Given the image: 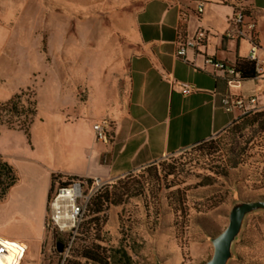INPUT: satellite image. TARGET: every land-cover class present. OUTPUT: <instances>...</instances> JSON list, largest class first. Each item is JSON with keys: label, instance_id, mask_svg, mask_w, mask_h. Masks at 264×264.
<instances>
[{"label": "crops", "instance_id": "1", "mask_svg": "<svg viewBox=\"0 0 264 264\" xmlns=\"http://www.w3.org/2000/svg\"><path fill=\"white\" fill-rule=\"evenodd\" d=\"M43 1L50 13H63V18L48 15L42 25L47 48L72 65L57 61V99L64 91L70 97L57 100L56 115L39 128L69 139L38 157H17L12 165L19 181L0 202V237L34 248L47 238L54 177L111 181L208 141L240 116L224 109L223 97H256L259 103L264 76V0H251L256 45L226 38L235 15L226 0ZM200 30L207 38L179 58V46ZM8 48L4 59L14 63V49ZM254 49L263 74L234 94L226 72L207 59L230 67L238 58L249 59ZM102 119L112 124L109 143L95 138L93 125Z\"/></svg>", "mask_w": 264, "mask_h": 264}, {"label": "rangeland", "instance_id": "2", "mask_svg": "<svg viewBox=\"0 0 264 264\" xmlns=\"http://www.w3.org/2000/svg\"><path fill=\"white\" fill-rule=\"evenodd\" d=\"M50 14L63 18L62 12L50 13L43 0H0V104L17 96L20 110L29 101L38 110L29 124L25 116L1 113L0 156L10 164L17 157H38L48 147L53 151L58 141L69 139L39 128L56 115L57 100L70 97L64 91L57 99L55 92L57 61L64 67L72 63L57 60L47 48L41 29ZM7 45L14 49V63L4 59ZM262 80L259 107L264 106V76ZM243 92L233 89L234 94ZM235 159L241 164L231 168ZM103 182L94 199L108 190L112 201L121 198L120 204L106 205L95 214L90 201L74 240L71 233L48 227L47 238L37 248L27 246L21 263L206 264L214 256L215 240L248 204L227 264H264V132L258 125L236 134L221 133ZM59 243L64 249L71 244L70 252L61 254Z\"/></svg>", "mask_w": 264, "mask_h": 264}, {"label": "built area", "instance_id": "3", "mask_svg": "<svg viewBox=\"0 0 264 264\" xmlns=\"http://www.w3.org/2000/svg\"><path fill=\"white\" fill-rule=\"evenodd\" d=\"M225 1V0H224ZM229 1L234 9L235 15L232 21L234 29L229 30L226 33V38L234 41L246 40L250 43L256 45V22L252 17V7L251 0H226ZM205 4L201 3L198 8V13L202 14L204 11ZM207 38V33L204 30H200L196 34V38L192 41H188L181 44L177 50V56L179 58H184L188 48L198 47ZM249 60L255 61L256 49L252 52ZM207 63L214 65L217 69H222L226 72V81L229 89L240 90L243 85L241 75L236 71L234 66H226L225 64L215 61L212 58L207 59ZM258 74H263V70L257 64ZM187 92L190 91L189 87L183 85ZM222 105L228 113L238 111L240 116L250 111H256L260 108L258 107V102L256 97L244 98L241 96H235L231 93L225 95L222 99ZM112 124L108 119H102L97 121L93 125V131L95 138L98 142L109 143L110 142V131ZM104 182L102 179H73L70 181L68 186H58L55 192L50 198L49 204V218L48 227L57 228L61 232H69L73 235V240L77 235L81 221L83 220L86 209L90 201L94 199V196L102 189ZM69 195V198L66 196ZM13 242L4 239L0 242V256H5L9 254L10 244ZM19 250L21 254L19 256L20 263L24 260L27 252V247L20 244ZM71 249V244L65 246L63 253L68 254ZM18 255V254H17Z\"/></svg>", "mask_w": 264, "mask_h": 264}, {"label": "trees", "instance_id": "4", "mask_svg": "<svg viewBox=\"0 0 264 264\" xmlns=\"http://www.w3.org/2000/svg\"><path fill=\"white\" fill-rule=\"evenodd\" d=\"M234 67L236 68V71L241 75V79L243 82L261 77V75L258 74L257 63L255 61L245 58H238ZM18 100L19 97L16 96L9 102L1 103L0 115L1 113H6L9 114L10 117L25 116V118L27 119V123L30 121H34L38 113L36 103L29 101L28 105L22 106L23 109L20 110L17 103ZM0 123H3L1 119ZM256 125H258V131L264 132V110L259 109L256 111H250L249 113L239 116L238 119L232 124V126L225 132L236 134L238 132H242L247 127H253ZM26 131L28 132V128H26ZM205 142H202L198 145H201ZM240 164L241 162L235 159L233 161V164L231 165V168H237ZM73 179L75 178H63L61 176L54 177L50 192V198L52 197V194L55 192L58 186H68L70 184V181ZM18 181L19 177L16 168L0 156V202H3L7 198L9 191L18 183ZM115 198V202L114 200L112 201L110 192L108 190L104 193L99 194L95 199L92 200V205L95 206L94 213H102L106 205L120 204L121 198H119V196Z\"/></svg>", "mask_w": 264, "mask_h": 264}, {"label": "water", "instance_id": "5", "mask_svg": "<svg viewBox=\"0 0 264 264\" xmlns=\"http://www.w3.org/2000/svg\"><path fill=\"white\" fill-rule=\"evenodd\" d=\"M248 207V204L243 205L240 208L238 215L231 221L229 227L215 240L214 256L206 264H227V261L231 255L232 243L239 232ZM57 248L60 253H63L64 245L62 243H59Z\"/></svg>", "mask_w": 264, "mask_h": 264}, {"label": "bare ground", "instance_id": "6", "mask_svg": "<svg viewBox=\"0 0 264 264\" xmlns=\"http://www.w3.org/2000/svg\"><path fill=\"white\" fill-rule=\"evenodd\" d=\"M66 198H69V195L66 196ZM4 239H6V238H4ZM4 239L0 237V242H3ZM9 243H12L9 246V248H10L9 254H7L5 256H0V264H22V263H20V261L18 259L20 254H21V251L19 250V246H21L20 243H18L16 241L9 242ZM26 254H27V252H26Z\"/></svg>", "mask_w": 264, "mask_h": 264}]
</instances>
